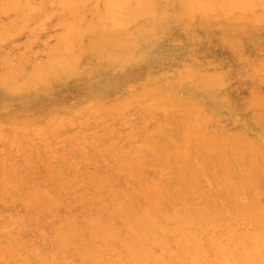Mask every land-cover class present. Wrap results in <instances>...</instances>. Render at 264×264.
Instances as JSON below:
<instances>
[{
  "label": "bare ground",
  "instance_id": "obj_1",
  "mask_svg": "<svg viewBox=\"0 0 264 264\" xmlns=\"http://www.w3.org/2000/svg\"><path fill=\"white\" fill-rule=\"evenodd\" d=\"M20 93L0 264H264V0H0Z\"/></svg>",
  "mask_w": 264,
  "mask_h": 264
},
{
  "label": "rangeland",
  "instance_id": "obj_2",
  "mask_svg": "<svg viewBox=\"0 0 264 264\" xmlns=\"http://www.w3.org/2000/svg\"><path fill=\"white\" fill-rule=\"evenodd\" d=\"M163 65H165V63L164 62H160V61H158V62H154V63H152V64H150V66H149V70H151V71H156V70H158L159 68H161ZM201 72H204L203 70H201ZM171 77H169V79H170ZM172 79V78H171ZM170 79V81H171V84H173V85H169L170 87H174L175 86V82H174V79H172L173 80V82H172V80ZM170 81H168V82H170ZM189 85H191V84H189ZM192 86H188L186 89H184V90H186L185 92L184 91H181V93L182 92H184V94L185 93H188V100L189 99H191L190 97H193V95L195 94V92L194 93H191V92H193V91H191L192 89ZM189 90V91H188ZM72 91V90H71ZM63 92H65V93H68L69 92V90H67L66 88H63ZM25 94H26V96H25ZM183 94V93H182ZM124 95H126V93H124ZM4 96H6L5 98H2V97H0L1 99H0V106H2L4 103V110L2 111V112H0V116L2 115V113L4 114L5 112H10V111H12V110H14V109H16V108H18L19 106H21V105H23L24 103H25V101H26V99H27V96H28V94L27 93H20V94H14V95H4ZM17 96V97H16ZM20 96V97H19ZM184 97H185V95H183ZM187 96V95H186ZM24 97V98H23ZM10 98H12V99H10ZM20 99V100H19ZM193 99V98H192ZM6 100V101H5ZM11 100V101H10ZM17 100V101H16ZM8 101V102H7ZM4 102V103H3ZM188 102H190V101H188ZM237 117H235L233 120H235V121H231V123H235V122H239V118L237 119ZM231 120V119H230ZM229 121V120H228ZM51 162H54V161H51ZM32 170H31V172H30V174L31 175H35V172H36V168L35 167H37L38 166V162H37V160H35V159H33V164H32ZM34 168V169H33Z\"/></svg>",
  "mask_w": 264,
  "mask_h": 264
}]
</instances>
